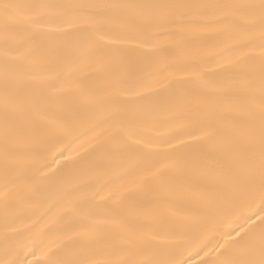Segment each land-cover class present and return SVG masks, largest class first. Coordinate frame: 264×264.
<instances>
[{"label":"snow or ice","instance_id":"obj_1","mask_svg":"<svg viewBox=\"0 0 264 264\" xmlns=\"http://www.w3.org/2000/svg\"><path fill=\"white\" fill-rule=\"evenodd\" d=\"M0 264H264V0H0Z\"/></svg>","mask_w":264,"mask_h":264}]
</instances>
